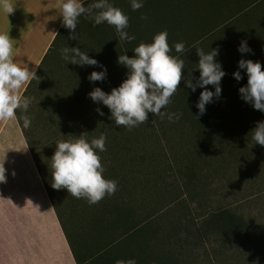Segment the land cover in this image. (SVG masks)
I'll use <instances>...</instances> for the list:
<instances>
[{"label": "trees", "instance_id": "obj_1", "mask_svg": "<svg viewBox=\"0 0 264 264\" xmlns=\"http://www.w3.org/2000/svg\"><path fill=\"white\" fill-rule=\"evenodd\" d=\"M95 0L84 2V6ZM129 18L126 29L131 42H121L107 23L80 17L75 33L61 25L34 79L22 97L32 99L26 113L31 124L17 119L30 155L47 191L76 264H115L134 259L137 264H264V146L253 144L252 131L264 122V113L246 103L239 89L247 85L241 59L264 68V0H143L133 11L130 0H109ZM147 17L141 19V17ZM166 31L171 56L184 61L183 79L171 103L162 112L182 113L169 121L148 114V122L132 128L117 127L111 112L93 102L89 93L100 88L107 94L126 79L128 69L118 64L119 55L134 57V48L152 43ZM242 41L252 53L241 54ZM176 43H184L181 53ZM78 48L98 66H80L62 59V49ZM219 49L216 62L226 75L222 93L199 115L200 93L195 84L200 72L196 50ZM106 68L103 82H90L92 72ZM243 77L237 81L233 73ZM209 91L215 89L209 85ZM104 113L99 115L96 109ZM154 121V123H153ZM47 136L36 145L37 126ZM84 133L87 140L106 137V151H97L105 169L103 177L117 182V191L96 205H89L83 219L88 232L107 230L108 237L93 252L80 248L79 235L70 231L59 213L50 172L42 161L51 155L52 141H74ZM51 145V146H50ZM257 199L263 200L260 203ZM153 211L144 217L139 208ZM253 204L263 210L254 213ZM132 214L134 218H132ZM130 224L117 234L116 220ZM83 223V221H82ZM78 231H81L77 229ZM111 230V233H110Z\"/></svg>", "mask_w": 264, "mask_h": 264}, {"label": "clouds", "instance_id": "obj_2", "mask_svg": "<svg viewBox=\"0 0 264 264\" xmlns=\"http://www.w3.org/2000/svg\"><path fill=\"white\" fill-rule=\"evenodd\" d=\"M133 11L143 7V0H130ZM57 8L62 17V26L75 33L80 17L94 21L93 26L107 23L114 27L121 42H131L135 36H130L126 29L129 27V18L119 8L114 7L109 0H95L94 3L84 6V0H58ZM15 7L11 0H0V11L12 14ZM147 17L142 16L141 19ZM78 33L69 36L76 40ZM166 31L155 35L152 43H141L135 47L134 57L119 55L118 64L128 69L127 79L110 94L100 88H95L88 95L95 103H102L110 112L117 127L131 130L140 124L148 122V114L162 119L167 116L169 121L179 120L182 113H166L162 109L171 103V97L176 93L183 79L184 61L171 56L172 49L167 42ZM13 41L9 34H0V121L23 120V127L27 128L31 120L27 115L17 117V111L27 112L32 99L22 97L20 89L34 79H39L35 69L20 67L13 60ZM184 43H176L177 53L183 52ZM238 51L241 54L252 53L246 41H242ZM199 57L197 68L200 72L195 84L190 78L186 83L193 92L196 88L204 89L196 104L199 115L206 113V105L222 93L221 81L226 73L222 65L216 62L219 49L205 53L203 49L196 50ZM62 59L71 64L80 66H98V61L78 48L65 47L62 49ZM238 69L246 70L247 85L239 89L241 98L253 106L257 111L264 113V68L261 63L241 59ZM106 68L101 72H92L88 77L90 82H103L106 79ZM234 79L240 81L243 77L240 71L233 73ZM211 85L215 92L209 91ZM99 115L104 113L96 109ZM154 123V121H153ZM253 144L264 146V122H258L251 132ZM84 133L74 141H59L51 158V187L54 190H66L68 195L75 199H85L89 205H96L106 196H112L117 191V182L103 177L105 171L101 158L96 150L106 151V137L87 140ZM4 162L0 165V183L6 182ZM30 202V201H29ZM115 264H137L134 259L127 261L117 260Z\"/></svg>", "mask_w": 264, "mask_h": 264}, {"label": "crops", "instance_id": "obj_3", "mask_svg": "<svg viewBox=\"0 0 264 264\" xmlns=\"http://www.w3.org/2000/svg\"><path fill=\"white\" fill-rule=\"evenodd\" d=\"M11 3L15 7L12 14L0 11V34L14 40V62L36 71L62 25L58 0ZM24 141L16 120L0 121V165L12 149L14 164L22 165ZM5 176L0 187V264H76L47 191L39 188V178L35 177L36 188L21 189L10 183L17 187L14 183L22 182L23 174Z\"/></svg>", "mask_w": 264, "mask_h": 264}, {"label": "rangeland", "instance_id": "obj_4", "mask_svg": "<svg viewBox=\"0 0 264 264\" xmlns=\"http://www.w3.org/2000/svg\"><path fill=\"white\" fill-rule=\"evenodd\" d=\"M41 126L38 125L37 126V132L38 135L36 137V145H38V147L42 146L47 138V136L41 131ZM58 141L55 142V140L52 141L51 145L53 147H51V155L49 156H44L42 157V161L44 162V164L47 166V168H45L46 170L48 169V172H50V176L48 177L49 179V184L51 186L52 183V177H51V158L54 155V152L56 150V143ZM25 143V148H24V162L22 165L19 164L15 165L14 163V159H15V150H8L6 153V158L7 160L4 161L3 159H1V164H3L4 162V168H5V173L8 174V176H12L15 173L18 174H23L24 175V180L22 182H18V183H14L15 186L17 185V187H13V184L10 183L12 185V188H21V189H32V188H36V181H35V177L39 178V188L45 189L41 178L39 176V173L37 171V168L34 164V161L30 155L29 149ZM40 145V146H39ZM50 145V146H51ZM18 155H19V151H17ZM7 162V164H6ZM3 185V183H0V187ZM53 189V188H52ZM54 198H55V202L58 206L59 209V213L62 216L64 223L66 225V227L72 232L76 231L79 235V241H80V248L82 250V252L84 251H89V252H93L95 250H97V248H99L103 242H105L107 240L108 237V232L107 230H100V231H94L93 233L88 232L87 229V222L85 221V219H83V217L85 216L86 211L88 210V208H85V199H75L73 198L71 195H68L67 191L62 189V190H54ZM260 203L263 202V200H259L257 199ZM146 205H144L143 207H137L135 205H132V208L130 209H135V208H139V212L140 214L144 213V217H147V214L152 213L153 211L151 210H147V202H145ZM252 210V212L257 213L261 210H263V207L261 206V204H253L252 206H250L249 210ZM132 218H134V215L132 214ZM130 220L132 221V219H128L127 222H124V220H116L115 222V226H114V230L116 231L117 234H122V231H124V229L130 224ZM83 221V223H82ZM77 229L81 230L78 231ZM111 233V230H110Z\"/></svg>", "mask_w": 264, "mask_h": 264}]
</instances>
